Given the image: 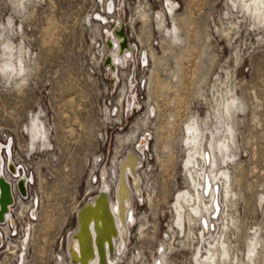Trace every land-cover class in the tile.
Returning <instances> with one entry per match:
<instances>
[{
    "label": "rangeland",
    "instance_id": "rangeland-1",
    "mask_svg": "<svg viewBox=\"0 0 264 264\" xmlns=\"http://www.w3.org/2000/svg\"><path fill=\"white\" fill-rule=\"evenodd\" d=\"M169 1L172 15L165 0H0V65L13 50L25 73L7 79L0 71V132L8 137L1 156L33 181L12 208L15 225L0 224V264H69L67 233L98 195L103 169L115 198L117 162L130 149L142 162V199L132 197L133 225L117 264H194L201 227L188 214L177 229L173 208L180 191L193 192L182 144L191 119L230 146L229 159L215 153L229 177L225 264H249L251 240L253 264H264V21L237 0ZM119 18L134 53L113 72L107 43ZM174 27L178 42L165 32ZM107 106L116 108L115 122L102 147ZM36 116L45 133L53 128L38 149L25 129Z\"/></svg>",
    "mask_w": 264,
    "mask_h": 264
},
{
    "label": "bare ground",
    "instance_id": "bare-ground-1",
    "mask_svg": "<svg viewBox=\"0 0 264 264\" xmlns=\"http://www.w3.org/2000/svg\"><path fill=\"white\" fill-rule=\"evenodd\" d=\"M14 1L20 3L22 0ZM165 2L166 12L172 15L174 3L169 0H165ZM237 2L238 6L246 8L247 12L251 13L254 18L261 22L264 21V0H237ZM107 9L111 11L113 5L108 4ZM157 16V21L155 22L157 27H163L164 16L161 13H158ZM10 23L11 21H9ZM117 24H121V18L118 19ZM165 32L170 35V40L174 42L181 40L177 36L176 27L172 31L170 28L165 29ZM110 38L112 40L109 41L108 46L113 49V55L106 60L105 66L116 72L119 66L125 64L126 59L133 57L134 49L127 42L122 26L117 32L111 33ZM8 42L3 43L5 50L10 48ZM14 51L16 53V49ZM6 56L9 62L0 65L1 73L7 79L21 76L24 73L21 57L19 58L18 66L14 63L15 59L17 61L18 58L13 53V50ZM132 88L133 86L130 84L127 90L130 96L133 94ZM232 103L234 104L235 101L233 102L232 100ZM198 122L196 119H191L183 128L182 144L186 148L185 161L183 163H185L184 168L188 172L189 183L193 187V192L184 190L178 193L175 199V206H173L175 219H177L175 225L177 229L183 230L185 225L184 218L190 214L192 218L196 219L195 222L198 223V226L201 227L199 247L196 248L194 253V264H225L230 259L229 248L225 241V234L228 229L229 177L225 171L217 168V156L215 153L219 152L223 158L229 159L230 146L227 137H224L223 141L220 140L218 145L215 142L213 133L206 128L202 129ZM25 129L32 147L35 146L38 149V143L35 145L36 142H39L40 146L48 145V130L46 128V135L44 125L38 116L33 117ZM223 134H227V130ZM127 142L129 141L127 140ZM147 142L146 139H141L137 144L138 148L145 152L143 148L148 146ZM135 151L131 149L128 152L126 151L124 158L117 162L116 181L113 182L112 188L115 198L111 199L109 196L112 186L110 187L105 182L107 171L103 169L100 172L101 183L98 185V195L85 202L84 208L78 213V224L72 231L67 233L66 243L69 264H117L122 260L129 240V228L133 225L134 207L132 206V197L142 199L141 181L138 175V168L142 166V162L139 154ZM143 152L140 154L142 155ZM3 166L4 160L0 155V224L7 222L9 224L11 221L10 208L14 198L11 185L3 174ZM5 168H8L10 174L17 177L19 192L25 195L26 183L32 178L27 177L23 172V174L20 173V168L14 167L10 160H6ZM25 210H27V207ZM1 240L2 235L0 233V247L3 244ZM20 243V247L23 250L26 240L23 241L21 239ZM249 244L248 261L250 262L249 264H253L256 245L252 240ZM60 261L63 263V259Z\"/></svg>",
    "mask_w": 264,
    "mask_h": 264
},
{
    "label": "built area",
    "instance_id": "built-area-1",
    "mask_svg": "<svg viewBox=\"0 0 264 264\" xmlns=\"http://www.w3.org/2000/svg\"><path fill=\"white\" fill-rule=\"evenodd\" d=\"M114 12H115V7H114V5H113V9L108 13L109 15H112V14H114ZM106 23V22H105ZM115 23H117V19H116V21H115ZM123 27V29H124V34H125V37H126V39H127V42L129 43V38H128V34H127V29H126V25H125V23L123 22V20L121 19V24H116L115 25V27L110 31L111 33H115V32H117L119 29H120V27ZM109 42V41H108ZM110 43V42H109ZM108 44V43H107ZM108 105H110V103H108ZM106 109V111H105V117L103 118V125H102V128H103V133H100V137H102V138H100V139H102V147H104V145H105V143L107 142V140H108V138H109V135L111 134V131L113 130V124H114V122H115V119H112V117H114L115 116V110H116V108H111V109H109L108 108V106L105 108ZM124 113V112H123ZM51 129H53V128H51V127H49V129H47L48 130V136H49V134H50V131H51ZM120 130H122V128L120 129ZM7 139H8V137H7V133H5V132H3L2 130H1V132H0V145H1V149H0V155H1V151H2V149H5V147H4V145H2L1 144V142H6L7 141ZM7 148V147H6ZM46 151H52V146L50 145V146H47L46 147ZM34 153H32L30 156H32ZM99 160H96V162L94 163V165H97V166H99V163L102 161V157L101 158H98ZM14 167H17L16 166V164L15 163H11ZM28 170H25V172H27ZM4 173V176H6V178H8L9 179V182H10V185H11V189H12V194H13V198H14V201L12 202V205H11V208H10V216H12V208L14 207V204H15V202L16 201H22L24 198H26L27 197V195H28V188H30V186H32L33 185V181L32 180H29L27 183H26V193H25V195H22L20 192H19V189H18V182L16 181L17 180V177H15V176H13L12 174H10V171L8 170V168H6V169H4V171H3ZM25 172H23V173H25ZM9 175H8V174ZM92 184H95L96 183V176H95V173H93L92 172ZM11 178H14V180L13 179H11ZM31 178V177H30ZM94 179V180H93ZM112 185H113V183H112ZM27 218V221H34V219H33V217H26ZM77 218H78V215H77ZM8 224V223H7ZM12 225H15V222H14V219L11 217V221H10V223H9V225L8 226H11L12 227Z\"/></svg>",
    "mask_w": 264,
    "mask_h": 264
},
{
    "label": "flooded vegetation",
    "instance_id": "flooded-vegetation-1",
    "mask_svg": "<svg viewBox=\"0 0 264 264\" xmlns=\"http://www.w3.org/2000/svg\"><path fill=\"white\" fill-rule=\"evenodd\" d=\"M4 166H5V162H4ZM3 166V167H4ZM4 171V170H3ZM27 176V175H26ZM28 177V176H27ZM5 178H6V176H5ZM6 180L9 182V179L8 178H6ZM10 183V182H9ZM8 223V222H7ZM9 225V224H8ZM4 230H5V233L7 234V228H4ZM1 233V232H0ZM1 235H2V233H1ZM4 238H3V235H2V240H3ZM1 240V241H2Z\"/></svg>",
    "mask_w": 264,
    "mask_h": 264
}]
</instances>
